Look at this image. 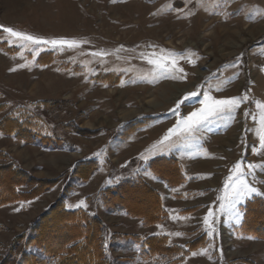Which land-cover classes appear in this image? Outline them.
Instances as JSON below:
<instances>
[{"label":"rangeland","instance_id":"obj_1","mask_svg":"<svg viewBox=\"0 0 264 264\" xmlns=\"http://www.w3.org/2000/svg\"><path fill=\"white\" fill-rule=\"evenodd\" d=\"M6 28L76 43L33 44ZM2 43L17 51L0 46V105L6 107L0 119L37 107L43 129L66 147L0 135V169L15 162L32 177L23 190L61 178L51 191L0 207V264L61 199L104 222L113 264H264V240L240 230L241 208L258 196L241 198L234 210L220 208L237 162L246 182L264 192V0H0ZM206 96L246 99L164 141L169 129L204 107ZM133 121L142 122L140 128L123 131ZM161 156L179 162L186 178L181 185L171 188L151 171V161ZM84 159L100 165L85 183L72 176ZM138 177L160 192L164 222L146 226L102 207V189ZM80 201L85 206L75 207ZM129 208L137 215L144 207ZM209 210L212 235L204 224ZM153 235L167 237L171 246L199 239L203 245L175 263L179 257L146 255L141 241Z\"/></svg>","mask_w":264,"mask_h":264},{"label":"trees","instance_id":"obj_2","mask_svg":"<svg viewBox=\"0 0 264 264\" xmlns=\"http://www.w3.org/2000/svg\"><path fill=\"white\" fill-rule=\"evenodd\" d=\"M0 46L9 53L17 51L5 43ZM48 56H42L40 61L45 63V58ZM5 108V105H0V112ZM38 111L40 110L37 107L33 110L22 108L4 116L0 119V135L52 150L64 149L66 145L62 139L43 129L46 120L37 113ZM140 125H142L140 121L130 122L123 126V131H137ZM99 168L100 165L96 160L84 159L74 166L72 176L85 183ZM150 169L171 188L181 185L186 179L179 162L173 157L161 156L152 160ZM31 181L30 174L18 168L15 162L11 167L1 168L0 207L32 200L33 198H27L32 193L36 195L42 191H51L61 178L42 181V184H36L33 190L26 192L23 189L27 188ZM99 194L98 200L104 209L112 213L123 212L142 219L146 226L160 224L168 216L160 192L140 177L123 180L112 187L102 189ZM129 205L144 208L138 209L136 215L132 213ZM241 210L243 213L241 233L264 240V197L258 196L248 200ZM29 234L18 238L10 254L1 264H113L106 252L107 226L104 222L83 208L68 209L64 199L39 217ZM137 237L135 236V239L139 238ZM141 243L147 256L179 257L175 263L183 261L191 252L203 245L202 239H199L185 246H171L167 237L157 235L149 236ZM19 248L20 253L17 250ZM30 248H36L39 253L28 251Z\"/></svg>","mask_w":264,"mask_h":264},{"label":"snow or ice","instance_id":"obj_3","mask_svg":"<svg viewBox=\"0 0 264 264\" xmlns=\"http://www.w3.org/2000/svg\"><path fill=\"white\" fill-rule=\"evenodd\" d=\"M7 31L10 35L13 37H17L24 41L32 42L33 44H48L51 43L52 45L57 44H68L69 46L74 45L75 41H46L42 40L38 37H34L31 35H27L21 32L14 31L12 28H6L4 29ZM152 63L153 61H149ZM15 70V69H13ZM197 95L196 93H189L187 94L184 99H188L191 96ZM242 99H246V97H232V98H226V99H213L211 96H206L205 100L202 102L204 104V107L199 109L198 111H193L190 115H188L184 120L180 121L176 125L175 128L169 129V134L164 137V141H167L170 139L171 135L175 134L177 130H182L186 132H193L195 128L203 121L207 120L209 116L221 114L224 111L232 112L234 111L242 102ZM180 103H183L181 101ZM180 103L177 105V109H179ZM247 115V114H246ZM261 121L264 123V115L261 116ZM164 141H161L163 144ZM261 145L264 146V135L260 137ZM242 164L241 162H237L233 167V173L235 176H230L229 181L231 183L226 184L225 190H226V196L223 198L226 203H221L220 208L221 210L230 209L234 210L235 206L241 201V198H248L253 195L257 196H264V192H261L258 188L251 186L248 182H246V179L244 178V173L241 172ZM254 166L249 165V169H252ZM85 206L84 201H80L75 207H81ZM69 207H72V205H69ZM214 216V212L212 210H209L207 215L204 217V224L207 228V234L212 235L215 232V228L213 226V223L210 222V218ZM176 235H180V233H176ZM196 253H193L195 255Z\"/></svg>","mask_w":264,"mask_h":264}]
</instances>
